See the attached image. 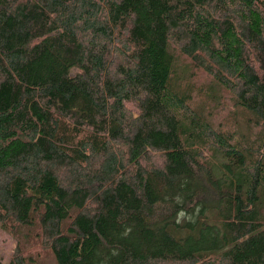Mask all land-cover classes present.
<instances>
[{
  "label": "trees",
  "instance_id": "16d2710c",
  "mask_svg": "<svg viewBox=\"0 0 264 264\" xmlns=\"http://www.w3.org/2000/svg\"><path fill=\"white\" fill-rule=\"evenodd\" d=\"M0 226V264H264V0H0Z\"/></svg>",
  "mask_w": 264,
  "mask_h": 264
},
{
  "label": "rangeland",
  "instance_id": "374dc122",
  "mask_svg": "<svg viewBox=\"0 0 264 264\" xmlns=\"http://www.w3.org/2000/svg\"><path fill=\"white\" fill-rule=\"evenodd\" d=\"M201 78V82H206L208 80V77L201 73L199 74ZM238 120L240 119L239 116ZM9 230V229H7ZM4 230L0 226V259L4 262H9L14 255L15 248L17 247L18 243H21V240H18L15 238V234L12 235L10 231ZM18 240V241H17ZM23 242V239H22ZM35 250L38 251V261L44 262L45 264H53V257L49 250H46L43 248V246H39L38 244L34 245L32 248L29 247L27 254L32 253Z\"/></svg>",
  "mask_w": 264,
  "mask_h": 264
}]
</instances>
